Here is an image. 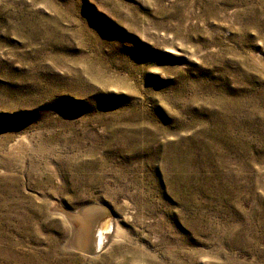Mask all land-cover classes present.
<instances>
[{"label":"rangeland","instance_id":"1","mask_svg":"<svg viewBox=\"0 0 264 264\" xmlns=\"http://www.w3.org/2000/svg\"><path fill=\"white\" fill-rule=\"evenodd\" d=\"M0 264H264V0H0Z\"/></svg>","mask_w":264,"mask_h":264},{"label":"bare ground","instance_id":"2","mask_svg":"<svg viewBox=\"0 0 264 264\" xmlns=\"http://www.w3.org/2000/svg\"><path fill=\"white\" fill-rule=\"evenodd\" d=\"M71 226L69 244L80 249L90 257L114 248L121 237L122 230L117 218L108 209L97 205H88L75 212H65ZM111 215V218H104Z\"/></svg>","mask_w":264,"mask_h":264},{"label":"water","instance_id":"3","mask_svg":"<svg viewBox=\"0 0 264 264\" xmlns=\"http://www.w3.org/2000/svg\"><path fill=\"white\" fill-rule=\"evenodd\" d=\"M104 218H111V216L107 215V216H105Z\"/></svg>","mask_w":264,"mask_h":264}]
</instances>
